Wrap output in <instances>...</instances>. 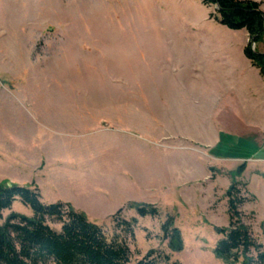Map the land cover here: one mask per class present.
Masks as SVG:
<instances>
[{"label":"rangeland","instance_id":"1","mask_svg":"<svg viewBox=\"0 0 264 264\" xmlns=\"http://www.w3.org/2000/svg\"><path fill=\"white\" fill-rule=\"evenodd\" d=\"M255 1L264 9V0ZM171 7L181 9L178 3ZM161 15L153 0H0V128L17 130L20 123L34 121L37 109L49 108L58 110L51 114L72 117L59 126L83 123L149 138L154 156L148 162L156 165L154 173L170 162L171 189L165 184L163 191L157 183L140 188L130 203L155 205L159 215L140 216L127 205L96 224L109 239L128 245L130 264L151 249L163 264H228L214 254L222 238L215 226H229L226 192L232 183L247 198L240 207L244 222L264 244V150L257 151L259 145L243 137L249 142H233L225 129L212 145L201 143L194 128H181L186 133L180 135L175 134L178 128L163 127V104L169 97L162 95L163 81L156 77L154 67L160 63L139 52L148 42V27L159 23ZM1 156L0 183L27 185L29 179L18 167L4 173ZM242 164L245 168L237 174ZM11 212L34 214L17 198L0 223ZM168 216L181 231V251H172L163 239L161 224ZM133 218L132 234L117 224ZM47 223L61 229L56 219Z\"/></svg>","mask_w":264,"mask_h":264},{"label":"crops","instance_id":"2","mask_svg":"<svg viewBox=\"0 0 264 264\" xmlns=\"http://www.w3.org/2000/svg\"><path fill=\"white\" fill-rule=\"evenodd\" d=\"M174 3L179 11L172 9ZM153 5L162 21L148 27V42L137 48L160 63L154 67L156 77L163 81L162 95L169 97L163 104V127L178 128L175 134L180 135L186 133L181 128H194L201 143L212 145L225 129L233 142L250 141L259 145L257 151L264 150V75L245 55L248 32L211 18L212 6L202 0H153ZM256 49L264 52V41ZM36 111L34 121L20 123L17 130L0 128V154L4 173L22 170L27 185L39 188L42 202L69 203L97 223L124 211L140 188L157 183L163 191L165 184L171 189L170 162L155 171V179L157 167L148 162L154 156L149 138L83 123L59 126L72 117L51 114L58 110L49 108ZM165 157L170 160L169 154Z\"/></svg>","mask_w":264,"mask_h":264},{"label":"trees","instance_id":"3","mask_svg":"<svg viewBox=\"0 0 264 264\" xmlns=\"http://www.w3.org/2000/svg\"><path fill=\"white\" fill-rule=\"evenodd\" d=\"M213 6L210 14L219 23L238 30L245 29L249 35L245 55L264 75V52L253 49V43L264 41V10L255 0H202ZM245 164L236 171L241 174ZM230 223L228 227L215 226L222 236L214 254L228 264H264V244L253 234L252 228L243 220L240 207L247 198L241 194L238 183L234 182L226 192ZM19 198L33 210V216L11 212L0 223V264H130L131 251L128 245L117 237L109 239L103 227L91 222L87 215L77 211L65 202L46 204L35 185L0 183V218L4 210L12 208ZM140 216L157 217L155 205L129 203ZM118 210L116 214L122 212ZM115 214V215H116ZM48 219L61 222L56 230ZM137 219H122L117 224L132 234ZM163 239L168 241L172 251L183 249V238L174 218L168 216L161 224ZM155 249L149 250L135 264H163L156 256ZM179 264V263H174Z\"/></svg>","mask_w":264,"mask_h":264},{"label":"built area","instance_id":"4","mask_svg":"<svg viewBox=\"0 0 264 264\" xmlns=\"http://www.w3.org/2000/svg\"><path fill=\"white\" fill-rule=\"evenodd\" d=\"M253 48H255V45L253 44V46H252Z\"/></svg>","mask_w":264,"mask_h":264},{"label":"bare ground","instance_id":"5","mask_svg":"<svg viewBox=\"0 0 264 264\" xmlns=\"http://www.w3.org/2000/svg\"><path fill=\"white\" fill-rule=\"evenodd\" d=\"M254 49V48H253Z\"/></svg>","mask_w":264,"mask_h":264},{"label":"water","instance_id":"6","mask_svg":"<svg viewBox=\"0 0 264 264\" xmlns=\"http://www.w3.org/2000/svg\"><path fill=\"white\" fill-rule=\"evenodd\" d=\"M254 44V43H253Z\"/></svg>","mask_w":264,"mask_h":264}]
</instances>
